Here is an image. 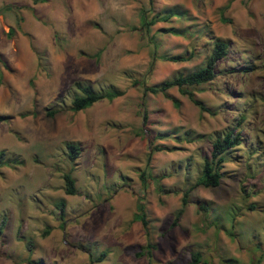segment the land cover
Segmentation results:
<instances>
[{"label": "rangeland", "instance_id": "rangeland-1", "mask_svg": "<svg viewBox=\"0 0 264 264\" xmlns=\"http://www.w3.org/2000/svg\"><path fill=\"white\" fill-rule=\"evenodd\" d=\"M5 4L21 8L0 13V264H187L192 253L198 264H264V0ZM141 10L173 16L145 33ZM217 40L226 54L214 78L185 87L208 112L176 88L142 91L201 67ZM76 83L122 95L72 111ZM227 131L239 144L223 155L219 185L189 192L170 227ZM137 202L149 258L135 255L146 244Z\"/></svg>", "mask_w": 264, "mask_h": 264}, {"label": "trees", "instance_id": "trees-1", "mask_svg": "<svg viewBox=\"0 0 264 264\" xmlns=\"http://www.w3.org/2000/svg\"><path fill=\"white\" fill-rule=\"evenodd\" d=\"M42 2V0H32V3ZM21 7L17 5L5 4L0 6V13L10 12L13 10H19ZM170 16H173V13H168L165 16H159L154 14L152 17L147 19V15L144 11H140L138 13V18L140 21L139 30L144 31L147 33L149 31V27L154 25L156 22L168 20ZM18 20H20L18 18ZM166 32H171V29L167 30ZM226 54V44L222 41H214L212 44V48L206 57L203 65L198 69L186 74V75H177L170 79L164 80L161 83L149 87L145 86L144 83H141L142 91L149 92L151 94H155L160 92L161 94H165L166 91L170 88H176L177 91L181 95H186L190 102L198 108L200 112H208V110L203 106V104L194 99L193 94L186 90L185 87H194L199 86L205 83L210 82L214 78V69L218 60L223 58ZM163 59H165L163 57ZM187 58L184 57H169L166 60L169 61H184ZM152 64H150L147 74H149L151 70ZM132 86L139 84L138 81H132ZM75 88L78 91L71 99L70 102V109L72 111H80L85 108L90 107L92 104L100 101V100H113L122 95V92L114 90L112 88H107L102 92H95L88 84H81L76 83ZM172 104L177 106V102L172 100ZM56 114L54 110H46L45 115L47 117H52ZM29 114H23L22 116H26ZM33 115V113H30ZM6 120L5 116H0V123ZM143 123L146 120V117L143 115L142 117ZM239 144V135L236 133L234 134L232 131H227L221 138L215 139L211 143V148L209 152V157L205 158L202 167H201V174L200 177L194 182L192 186H190L187 190L182 193V197L180 199V207L175 212L173 220L170 224V227L175 226L176 222L178 221L179 217L182 214L183 208L187 204V195L196 187H202L207 189L216 188L220 183L221 174L219 172L221 168V164L224 162L223 155L229 151L230 149L234 148ZM67 157L70 161H73L78 155V147L74 144H66L65 145ZM5 164L3 160V155L0 153V165ZM63 184H64V193L66 195H74V181L70 176V173H66L63 175ZM141 183H143V178L140 177ZM161 190L158 187V191ZM57 209L59 210V218L62 219L63 208H64V201L60 200L56 205ZM199 209L203 212L205 211L204 207L199 206ZM203 215V220H204ZM133 221H137L140 223L143 231L144 236L146 238L145 246L136 252V256L146 255L148 258L151 256L150 249L151 245L149 243V234L147 231V220L143 210V206L141 203L137 202L135 206V213L133 215ZM30 244V242L28 243ZM104 253L99 254L95 259L91 260V262H100L103 257ZM200 262V256L198 253H192L190 255V261L187 264H198Z\"/></svg>", "mask_w": 264, "mask_h": 264}]
</instances>
